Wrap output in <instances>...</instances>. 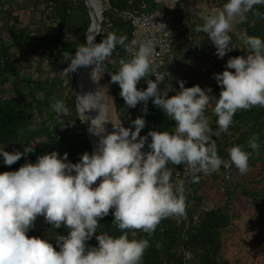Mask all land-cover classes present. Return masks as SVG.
<instances>
[{
	"label": "clouds",
	"instance_id": "clouds-1",
	"mask_svg": "<svg viewBox=\"0 0 264 264\" xmlns=\"http://www.w3.org/2000/svg\"><path fill=\"white\" fill-rule=\"evenodd\" d=\"M256 5H264V0H226L221 10L203 16V23L194 31L207 33L215 55L222 59L236 49L229 34L234 24L246 22L249 12L264 18L255 10ZM239 39L246 55L230 57L225 69L214 73L221 87L219 97L207 94L212 91L210 87H185L182 80L178 81L180 90L169 96L173 85L159 87L165 76L153 67L155 41L151 38L133 41L132 47L126 44V36L108 33L99 42L89 36L74 55L65 54L68 62L61 71L65 84L70 83L65 78L81 68H90L91 80L98 83L117 44L124 46L130 58L121 59L118 70L110 74L125 104L129 108L143 104L146 115L151 98L175 125L171 132L152 129L141 135L146 126L144 116L131 121L134 130L114 122L101 89L77 95L76 117L81 123L89 122L88 131L99 138L98 147L91 154L85 152L76 163L68 160L67 153L61 156L52 151L16 171L0 172V264H142L149 240L129 239L125 230H133V235L140 230L151 236L162 220L187 216L185 180L174 183L169 164L185 165L190 183L199 182V173L219 172L222 165L235 166L240 174H246L251 153L234 145L228 151L229 161H225L213 139L229 130L237 111L264 108V39L246 31L239 33ZM150 76L155 79H148ZM141 79L147 80L145 89L137 87ZM212 100L216 130L205 115ZM50 107L60 117L71 115L63 100H55ZM92 112L97 114L90 116ZM108 123L113 130L106 134ZM257 140L249 141L253 151L259 149ZM33 151L30 146L23 152L0 148V157L4 164L12 165ZM98 179L100 183L93 187ZM110 210L123 233L118 237L97 234L100 219ZM38 216L54 229H69L67 235L56 236L59 251L49 239L26 235ZM94 235L98 246L88 247L86 241Z\"/></svg>",
	"mask_w": 264,
	"mask_h": 264
},
{
	"label": "trees",
	"instance_id": "trees-1",
	"mask_svg": "<svg viewBox=\"0 0 264 264\" xmlns=\"http://www.w3.org/2000/svg\"><path fill=\"white\" fill-rule=\"evenodd\" d=\"M142 5L145 7L142 8ZM157 6L155 0H109L104 5L101 30L95 41L99 42L108 33H114L118 37L126 36L127 44L132 37V27L122 14L131 10H152ZM255 10L264 17V5H256ZM19 11L30 14L28 22H22ZM246 15L247 21L234 24L229 33L236 49L220 59L225 64L230 57L246 55L245 46L239 39L242 31L264 39V18H258L253 12ZM0 19L4 24L0 33V148H5L8 152H23L26 146L34 147L32 153L22 156L16 163L4 164L5 168L16 171L26 162L35 163L38 156L52 151H57L61 156L67 153L69 161L78 162L85 152L92 153V146L84 123L76 117L73 92L75 73L65 78L70 81L65 84L61 71L68 62L65 54L74 55L76 49L85 42L90 18L84 0H0ZM190 24L191 27L176 36L166 59L165 69L174 75L176 70L172 64L176 63L177 55L183 50H192L190 44L199 49L200 59L209 58L208 48L215 53V46L207 33L194 31L197 24L191 20ZM66 34L75 36L65 40ZM121 59L129 58L125 54V47L117 44L109 61L105 62L103 73L112 89L113 106L120 123L134 130L131 121L144 116L146 126L141 135H146L152 129L171 132L175 121L166 117L152 103L151 98L147 103L146 115L142 112L143 104H137L135 108H129L125 104L120 96V87L111 82L110 74L118 70L114 69L113 62L119 68ZM181 80H174V85L179 87L178 81ZM85 81L77 87L81 95L87 92ZM185 85L191 87L195 84ZM137 87L145 89L147 83L145 87H140L139 84ZM210 88V96L219 97L221 87L215 82ZM175 94L176 92L168 93L169 96ZM55 100L65 102L71 113L69 117H60L51 110L50 105ZM214 105L215 100H212L205 115L208 118L212 115L209 123L216 130ZM90 137L94 140L91 134ZM254 137H258V151L248 147L249 141ZM150 139L151 137L149 141ZM213 139L218 155L225 161H229L228 151L234 145L251 153L250 170L246 174H240L235 166L225 168L222 165L219 172L210 175L199 173V182L190 183V178L185 180L186 219L166 218L151 236L140 230H135V235L133 230H125L129 239L149 240L142 264H238V261H231L224 254V235L242 211L252 208L255 213H260L264 209V108L253 107L237 111L229 130ZM144 150H148L147 142ZM1 160L3 161L2 157ZM168 167L172 170V180L175 183L174 176L183 165L169 164ZM68 232L66 226L54 229L46 222L40 227H32L26 235L49 239L59 251L56 236L67 235ZM97 232L117 237L123 234L114 222L112 210L109 215L100 219ZM86 245L98 246L95 235L86 241ZM186 253L189 258H186Z\"/></svg>",
	"mask_w": 264,
	"mask_h": 264
},
{
	"label": "rangeland",
	"instance_id": "rangeland-1",
	"mask_svg": "<svg viewBox=\"0 0 264 264\" xmlns=\"http://www.w3.org/2000/svg\"><path fill=\"white\" fill-rule=\"evenodd\" d=\"M161 6L166 8L175 9L182 12L188 20V27H191L190 20L195 24H202V17L209 14H214L223 8L226 0H159ZM102 11L104 6L101 4ZM20 19L23 23L29 21L30 14L25 11H19ZM38 15V14H36ZM103 20V19H102ZM4 28V24L0 19V33ZM101 30V28H100ZM237 33V30H235ZM239 32V31H238ZM141 35V32L138 36ZM75 36V35H74ZM73 35L66 34L65 40L74 38ZM187 43V42H186ZM188 46V45H187ZM192 50H183L177 55L175 66L176 75L172 74L170 77L175 84L174 80H184L185 84L199 85L202 89L207 90L211 84L217 83L214 79V73H220L225 69L226 64L223 60H220L212 49L208 48L207 53L210 54L209 58L204 60L201 58V53L198 48ZM113 62V61H112ZM114 69H118V65L113 62ZM174 75V76H173ZM147 83L146 79H141L138 84L140 87H145ZM99 86L101 94L105 99L106 104L110 110L111 119L120 123L118 116L113 106V93L108 82L102 75L99 80ZM176 86V85H175ZM185 87H188L184 85ZM177 91L180 90V86H176ZM176 91V92H177ZM210 95V93H207ZM34 113V110L32 111ZM209 116V119H211ZM111 127L112 124L110 123ZM113 130V127H112ZM160 131V130H158ZM9 171L8 167L5 168L3 161L0 157V172ZM252 208L244 210L241 215L233 223L230 230L224 235V254L231 261H238V264H264V209L260 213H255ZM46 221L43 216H38L34 222L33 227H40L45 225Z\"/></svg>",
	"mask_w": 264,
	"mask_h": 264
},
{
	"label": "built area",
	"instance_id": "built-area-1",
	"mask_svg": "<svg viewBox=\"0 0 264 264\" xmlns=\"http://www.w3.org/2000/svg\"><path fill=\"white\" fill-rule=\"evenodd\" d=\"M159 3V0H155ZM102 6L109 3V0H100ZM145 5H142L144 8ZM122 17L128 22L132 27V37L128 41L132 47L133 41H143L145 39H153L155 41V51H154V65L156 72L158 74L165 76V82L160 84L161 89L164 88L165 84L171 83L173 85V90L170 94L177 91L175 85L173 84L170 73L165 69L166 59L171 49L173 47L175 38L178 34L184 31L188 27V20L182 12L175 9L165 8L164 6L158 5L152 10H131L126 11L122 14ZM141 32V35L138 34ZM125 54L127 58H130V53L125 49ZM162 62V65H161ZM148 79H155V76H150ZM190 175L187 172L185 165L178 171L174 180H189ZM186 258H189V254L186 253Z\"/></svg>",
	"mask_w": 264,
	"mask_h": 264
},
{
	"label": "bare ground",
	"instance_id": "bare-ground-1",
	"mask_svg": "<svg viewBox=\"0 0 264 264\" xmlns=\"http://www.w3.org/2000/svg\"><path fill=\"white\" fill-rule=\"evenodd\" d=\"M88 2H91V4H92L91 5V8H92V13L93 14H92V18L90 19V26L88 28L87 37L94 35L95 27H96L98 21L101 19V17H100L101 7H100V4H99L98 0H88ZM89 73H90V68H81V73H80L79 78H78V84L79 85L80 84L82 85V84H84V81L86 80L85 81L86 82V91L87 92H89V91L95 92L98 89H100L99 82L98 83H93V81L90 78ZM96 114H97L96 112H92V113H90V116H95ZM111 131H112V127H111L110 123H108L106 125V134L109 133V132H111ZM92 137L94 138L95 141L91 137L90 138H91L94 146L97 149L98 142H99V138L96 137V136H94V135H92ZM99 183H100V179H98L95 182V184L93 185V187H95Z\"/></svg>",
	"mask_w": 264,
	"mask_h": 264
},
{
	"label": "water",
	"instance_id": "water-1",
	"mask_svg": "<svg viewBox=\"0 0 264 264\" xmlns=\"http://www.w3.org/2000/svg\"><path fill=\"white\" fill-rule=\"evenodd\" d=\"M98 2H99V4H100V7H101V2H100V0H98ZM84 3H85V5L87 6V8H88V14H89V18L91 19L92 18V8H91V2H88V0H84ZM100 17H101V19L98 21V23H97V25H96V27H95V32H94V35L93 36H95V39H96V36H97V33H99L100 32V28H101V23H102V19H103V11H102V8H101V13H100ZM89 19V20H90ZM90 26V25H89ZM89 28V27H88ZM87 32H88V29H87V31H86V34H85V40H86V38H87ZM81 73V69H79L77 72H75V74H74V81H73V92H74V95H75V101H76V96L77 95H81L80 93H79V90L77 89V87H78V75ZM80 92H81V90H80ZM84 125H85V127H86V131H87V137H88V139H89V141L91 142V146H92V152L94 151V146H93V142H92V140H91V138H90V133H89V131H88V128H89V122H84Z\"/></svg>",
	"mask_w": 264,
	"mask_h": 264
},
{
	"label": "crops",
	"instance_id": "crops-1",
	"mask_svg": "<svg viewBox=\"0 0 264 264\" xmlns=\"http://www.w3.org/2000/svg\"><path fill=\"white\" fill-rule=\"evenodd\" d=\"M158 5H161V2H159Z\"/></svg>",
	"mask_w": 264,
	"mask_h": 264
}]
</instances>
